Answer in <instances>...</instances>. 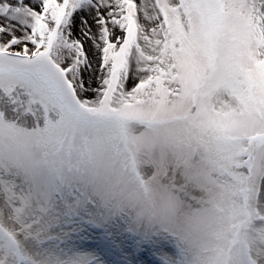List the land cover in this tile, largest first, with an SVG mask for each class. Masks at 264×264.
I'll return each mask as SVG.
<instances>
[{"label": "snow or ice", "instance_id": "obj_1", "mask_svg": "<svg viewBox=\"0 0 264 264\" xmlns=\"http://www.w3.org/2000/svg\"><path fill=\"white\" fill-rule=\"evenodd\" d=\"M0 264H264V0H0Z\"/></svg>", "mask_w": 264, "mask_h": 264}, {"label": "clouds", "instance_id": "obj_2", "mask_svg": "<svg viewBox=\"0 0 264 264\" xmlns=\"http://www.w3.org/2000/svg\"><path fill=\"white\" fill-rule=\"evenodd\" d=\"M160 207L161 209H167L168 208V203L166 200L161 199L160 200ZM194 211V209H193ZM177 215L179 220L183 223L186 221V219L189 217V210L187 208H178L176 209Z\"/></svg>", "mask_w": 264, "mask_h": 264}]
</instances>
